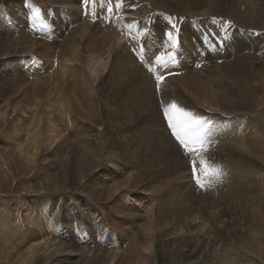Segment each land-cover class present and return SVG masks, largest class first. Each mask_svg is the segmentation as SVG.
Listing matches in <instances>:
<instances>
[{"label": "bare ground", "instance_id": "obj_1", "mask_svg": "<svg viewBox=\"0 0 264 264\" xmlns=\"http://www.w3.org/2000/svg\"><path fill=\"white\" fill-rule=\"evenodd\" d=\"M231 1L158 0V6L166 10H184L183 13H187V16L204 17L188 25L179 26L175 23L177 31H174V35L179 36V47L174 51L182 53V64L199 69L208 67L227 70L228 79L245 95L247 102L254 104L251 105L252 109L257 108L253 112L247 111L255 115L244 114L245 122L241 123L236 121V117L238 113L246 111L241 110V104L244 103L225 100L220 96H209L213 111L206 112L198 107L189 112L192 118L185 119L183 129L195 141L194 147H202L196 157L205 161L198 172L199 176H193L189 167L190 158L184 155L178 141L172 136V131L169 134L170 141L177 142L173 148L158 131L157 116L151 115L154 112L145 111L149 105L157 102V97L154 96V78L149 75L153 73V64L147 65L141 59L138 64L142 67L139 70V82L130 81L127 77L137 65L126 62L125 68L117 72L122 80L128 82L125 86L126 92L134 94L130 96V101L119 105L116 117L92 119L95 124H100L99 120L103 122L102 126L105 128L102 131H97L88 120L82 130L71 127L61 129L52 115L44 112L41 114L39 102L36 100L32 101L35 110L30 121L32 128L26 130V135L21 134L23 129L4 130L6 134L12 133L13 141H17V149L13 151H20L29 157L27 160L31 162L32 158L37 161L43 151L50 152L53 148L55 153L59 147L68 143L58 150L63 158V166L83 167V170L78 169L77 172L81 176V171L90 172V176H94L98 188L106 193L101 192L99 196L114 199L113 214L108 216L106 211L100 209L101 213H97L98 208L90 209L85 203L84 206L87 207L83 211L84 222H89L90 218L87 217L92 215L94 218L97 213L95 217L100 224L98 229L88 233L90 229L87 224V227L80 231L76 226L73 228L67 224V228L60 233V237L66 239L62 244L60 241H53L60 222L47 215L48 200L31 196L27 209L21 213L20 221L15 222V229L20 230L15 232L18 239L27 243V248L20 255L22 258L34 253L41 256L49 253V259L55 260L62 255L63 261L73 264L75 258L80 255V249L89 241L104 249L95 246L96 250L91 252V249L83 247L81 256L100 257L106 254L108 259H102L109 261V264H121L127 258L136 260L138 264H150L153 257L155 264H227L231 260L238 261L244 257L255 258L251 254H256V251L250 249L248 240L260 235L259 229L262 230L264 223V170H260L264 168L251 164L249 147L264 148V76L260 78L264 72V51L261 37L252 34L239 35L230 27H227L225 32L226 26L219 18L226 15L241 26L249 23L256 26L259 19H264V0H242L238 7ZM240 4H243V10ZM68 9V24L71 29L62 42L58 41L62 37L58 32L51 37L53 40L40 41L36 36L24 38L21 34L23 31L20 30H15L12 34L7 33L10 39H0L4 56L21 55V60L13 66V75L17 79H12L9 83L12 92L17 84L21 83L20 86H23L20 80L24 78L19 74H22L25 68L27 74L31 73L29 56L32 54H43L45 61L52 56H59L58 71L43 82L44 86L51 89H55L59 84L60 70L65 71L66 66H76L80 61L81 47L86 49L85 55L93 59L86 65L88 74L95 73L98 61L107 60L103 53L108 49V42L105 40L97 44L92 32L93 24L81 22V5H72ZM209 18H215V23L203 25L202 22ZM117 19L122 21L120 17ZM143 20L145 22H142ZM143 20L138 23L145 27L146 32L155 31L146 23V19ZM29 22L28 27L31 26ZM169 29L170 25L165 19H158V33L163 35L165 30ZM17 31L19 35L15 34ZM244 32L245 30L242 31ZM16 41H19L20 45ZM117 45L123 47L121 39ZM125 45L124 51L133 57L128 51L131 43L126 42ZM65 47H68L66 51L71 57L61 61L60 55H64ZM202 60H206L204 66ZM98 66L101 67L100 64ZM44 67H47L45 62L41 69ZM113 68L111 60L108 59L104 71L110 74ZM16 69L20 73L17 74ZM162 69L158 65L159 73L164 72ZM123 74L126 76L123 77ZM33 82L28 86L34 91L23 93L22 97H38L44 86L38 88ZM161 85L158 98L181 99L170 93V83L164 81ZM73 86L78 88L80 82L74 81ZM220 87L232 92L226 85ZM222 89H217L216 92L225 93ZM109 93L116 94L113 89H109ZM16 106L20 109L22 105L1 101L0 119L7 121L16 113ZM68 106L67 101L61 100L57 108L63 111ZM224 107L229 109L228 118L219 113ZM123 111L124 114L119 115ZM133 114L141 117H131ZM232 117L237 124H234ZM176 118L179 119L180 114ZM196 121L211 123L201 128ZM41 126L45 127V131ZM71 130L73 134L76 132L75 143L70 141ZM1 155L5 162L4 152ZM233 163L239 166V176L236 170L230 168ZM235 187L239 190L236 193L232 192ZM61 225L64 226V223ZM22 230L24 231L21 232ZM107 239L109 245L104 246L103 243ZM78 242L80 249L76 248L75 251L73 247H76ZM22 262L24 264V261Z\"/></svg>", "mask_w": 264, "mask_h": 264}, {"label": "rangeland", "instance_id": "obj_2", "mask_svg": "<svg viewBox=\"0 0 264 264\" xmlns=\"http://www.w3.org/2000/svg\"><path fill=\"white\" fill-rule=\"evenodd\" d=\"M232 1L231 3L238 7L242 0ZM101 3L102 0H94L93 3L85 7L82 0H0V39H10L7 33L12 34L15 30H20L23 31L21 34L24 38L27 36H36L40 41L51 39L53 34L58 32L62 36L58 41L62 42L71 29L68 24V7L81 5V22L93 24L92 32L97 40V44L103 43L105 40L108 42V49L103 53L104 57L107 56V60L102 62L98 61L101 67L97 64L94 74L87 73L86 65L89 60L93 59L92 57H87L85 55L86 49L81 47L80 61L76 66H66L65 71L60 70L58 75L59 84L56 85L55 89L44 86L43 82L58 71L59 56H52L49 60L45 61L42 57L43 54H32L29 56L30 67L32 69L31 73L27 74L25 68L24 72L19 74L23 76L24 79H21L20 82L26 88L25 86H20V83L15 86L13 92L11 91L9 83L12 79H17L13 75V66L21 60V55L4 56V49L0 46V103L1 101H8L11 105H22L20 109L16 106V113L11 115L7 121L5 120L7 123H5L3 118L0 119V123L2 124L0 127V151H2L0 152V158L2 159V163H0V264H23L22 261H24V264H68L67 261H63L64 258L62 255L55 260L49 259V253H45L42 256L34 253V255H29L27 258L20 256L27 248V243L25 241L21 242L18 239V235L15 232H19L20 230L15 229V222L20 221L21 213L27 209L28 200L31 199V196H39L48 200L47 215L51 219H57L60 222L55 231L57 234L55 238L53 237V241L56 240L61 243H65L66 241L65 237H60L61 231L67 228L65 225L69 224L73 228L76 226L77 230L80 231L86 228L87 224L90 229L88 231L89 233L97 230L100 225L95 217L97 213H101V210H103L107 212V216L108 214H113L114 199L99 196V194L106 193L100 187L98 188L94 176H90V172L81 171L83 173V176H81L77 170H83V167L63 166V158L58 150L67 146L68 143L59 147L55 153H53V148H51L50 152L43 151L37 161L32 158L33 162L27 160L29 157L21 154L20 151H13L17 149V141H13L12 133L6 134L4 130L23 129L24 131L21 134L26 135V130L32 128L30 121L33 118V112L35 114V110L32 107L33 100L39 102L41 114L44 112V114L52 115L56 125L61 129L71 127L75 130H82L85 122L88 120L97 131H102L105 128L102 126L103 122L99 120L100 124H95L92 119L116 117L118 115L116 111L119 109V105L130 101V96L134 94V92H126L125 86L128 85V82L122 80V77H119L117 72L123 70L128 63L137 65L127 77L130 78V81L139 82L141 78L138 75L142 67L138 66V64L141 59L147 65L153 64L151 65L153 73L149 75L154 78V96L157 97V102L149 105L145 111H153L154 113H151V115L157 116L158 131L164 136L172 148L177 145V142L173 139L176 143H171L169 134L172 130L168 127V123L163 115V109L168 104L176 103L179 108H183L187 112L195 110L198 107L208 112V110L213 111L212 106H210L211 102L208 100L209 96H220L225 100L236 102L241 101L244 103L241 104V110H246L243 113L237 114L236 121L241 123L245 122L244 114L254 116L255 113L249 112L257 110V108L252 109L251 105L254 104L247 102L245 95L233 85L234 82L232 83L228 79L227 70L208 67H204L203 69L193 68L191 66L185 67L182 64L183 61L180 59V54L182 53H176L174 51L176 48L173 49L170 44H167L168 38L158 33V19H165L168 25L174 22L179 26H183L202 20L204 18L203 16H187V13H183L184 10H180L179 12L166 10L158 6V0H124L119 9L115 8V0H113L112 12L107 11L108 5L106 2L103 8L99 7ZM240 5L242 9L243 4ZM37 9L39 12H37ZM119 17L122 18V21L117 19ZM141 19H146V23L153 27L155 31L146 32L145 27L140 26V23H138ZM219 20L222 22L231 21L230 28L239 35H254L253 33H256L255 36L261 37L262 50L264 51V19H259L258 25L256 26L251 23L241 26L239 23H235L234 20L227 18L226 15L220 16ZM28 21H30V27L27 25ZM142 22L145 21L143 20ZM214 23L215 21L212 18L202 22L203 25ZM94 26L96 27L94 28ZM183 28L185 29V26ZM243 30H245L244 33H242ZM18 32H15V34L19 35ZM175 37L173 31V38ZM120 39L124 48H126V42L131 43L128 51L133 57L128 56L124 48L117 45ZM16 43L19 44V41H16ZM142 45L145 46L144 53L140 51ZM67 49L68 47H65L63 50L64 55H60L61 61L62 59L71 57L68 55ZM132 49H136V51L133 52ZM160 52H164L165 55L168 53L173 54L174 59L168 62L166 68L162 67V71H164L163 73L169 71L177 73L176 75L166 76L165 82L170 83L172 86L170 93L176 94L181 99H171L169 97H165L164 99L158 98V93L162 89L161 84L164 82L160 84L158 91L155 77L160 73L158 72V64L155 63V55L160 54ZM82 53L84 54L82 55ZM25 59L28 60L27 58ZM108 59L111 60V64L114 66L110 74L104 71ZM44 62L47 67L41 69ZM202 63L204 66L206 60H202ZM62 64L64 65V63ZM16 71L17 74L20 73L17 69ZM125 76L123 74V77ZM262 76H264V72L260 75V78ZM39 79H41V84L38 81ZM26 81H29V83L35 81L33 84L34 86L38 85V88L44 86L38 93L37 98H35L36 96L22 97L23 93L29 94L34 91L29 88V83ZM74 81L80 82L78 88H74ZM262 82L264 84V78ZM222 85L228 86L232 92L230 93L222 89L220 87ZM24 89L27 91L25 92ZM109 89H113L116 94L111 95ZM217 89H222L225 93L218 94L216 92ZM61 100L69 103V106L63 111L57 108ZM10 112L12 113V111ZM219 113L225 118H228L230 114L229 109L225 107L221 108ZM123 114L124 111L119 115L122 116ZM178 115L179 113H175V118ZM131 117L140 118L141 116L133 114ZM232 119L234 120V124H237L234 117ZM41 129L45 131V127L41 126ZM70 134V141L75 143L76 132L73 134L71 130ZM249 148L251 151L249 155L251 164L264 168V148L261 146H250ZM3 152L6 159L5 162L1 155ZM234 154L236 153L234 152ZM225 165L230 166L229 164ZM230 168L237 172L239 170V166L234 163ZM260 170L264 169L260 168ZM227 173H229V169H227ZM196 176L199 175L197 174ZM238 191L236 188L232 192L236 193ZM85 203L90 209L93 207L98 208V212L94 215V218L92 215L88 216L87 218L90 219L86 223L84 222L85 217L83 216V211L87 207L84 206ZM255 207H257L256 204ZM61 223H64V226ZM254 229L256 228L254 227ZM40 232L43 233V230ZM259 232L260 235L256 238L252 237L248 240L250 249L256 251V254H251L255 258L244 257L243 259H239V262L237 260H231L227 264H264V223L262 230L259 229ZM108 243L109 241L107 239L103 245L108 246ZM95 246L100 247L94 245L92 241H89L86 246L83 245L87 250L91 249V252L96 250ZM83 247L80 249V242H78L76 247H73L75 251L80 249V255L75 258L73 264H109V261L105 262L102 259L107 257L106 254L100 257L81 256L84 250ZM17 248L21 250L18 251ZM100 248L104 249L103 247ZM156 260L158 262L157 257ZM151 261L150 264H155L154 257ZM121 264L138 263L134 259L127 258ZM216 264H222V262Z\"/></svg>", "mask_w": 264, "mask_h": 264}, {"label": "snow or ice", "instance_id": "obj_3", "mask_svg": "<svg viewBox=\"0 0 264 264\" xmlns=\"http://www.w3.org/2000/svg\"><path fill=\"white\" fill-rule=\"evenodd\" d=\"M93 2L94 0H82V3L85 5V7H87L90 3H93ZM105 2L108 5L107 11L112 12L113 11V0H102V3L100 5L101 8L104 7ZM123 2L124 0H115V8L116 9L121 8ZM37 12H39L38 9H37ZM212 19L215 21V18H212ZM224 25L226 26L225 27V32H226L227 27L231 26V21H225ZM173 31H177L176 24L170 23V29L165 30L163 35L168 38V44H170L171 47L175 49L179 47V41H178V37L173 38ZM253 34L255 35L256 33H253ZM144 48L145 46L142 45L140 49L142 53H144ZM214 49H215V46H213V50ZM132 51L135 52L136 49H132ZM173 59L174 57L172 53H168L167 55H165L164 52H160V54L155 55V63L160 65L163 68H166L168 62ZM197 67H199V65H197ZM176 74L177 73L170 72V71L167 73L162 72L158 74L155 77L157 90L159 91V86L163 81H165L166 76L176 75ZM175 113L180 114L179 119L175 118ZM163 115L168 123V127L172 130V136L178 141L180 147L184 151V155L190 158V165H189L190 171L195 177L198 174V172L201 170V168L204 166L205 161L202 159L198 160L196 158L198 153L202 150V147L201 149H197L196 147H194L195 141H193L189 137L188 132L183 129V124H184L185 119L192 118L191 113L187 112L183 108H179L176 103H171L164 107ZM196 123L200 124L201 128H205L207 127L209 123H211V121H207L203 123H201L200 121H196ZM205 174L206 175L208 174L207 169H205Z\"/></svg>", "mask_w": 264, "mask_h": 264}]
</instances>
